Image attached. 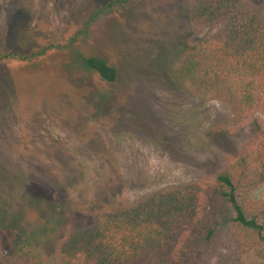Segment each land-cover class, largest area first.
I'll return each instance as SVG.
<instances>
[{"label": "rangeland", "instance_id": "obj_1", "mask_svg": "<svg viewBox=\"0 0 264 264\" xmlns=\"http://www.w3.org/2000/svg\"><path fill=\"white\" fill-rule=\"evenodd\" d=\"M110 1L0 0L3 53L28 58L0 63L2 217L19 212V226L9 225L31 232L46 260L63 238L64 202L80 230L106 203L209 179L264 142L257 111L238 115L172 82L182 45L197 41L190 0H134L104 12ZM250 1L264 9V0ZM87 57L112 67L116 81L87 71ZM257 196L264 201V185Z\"/></svg>", "mask_w": 264, "mask_h": 264}, {"label": "trees", "instance_id": "obj_2", "mask_svg": "<svg viewBox=\"0 0 264 264\" xmlns=\"http://www.w3.org/2000/svg\"><path fill=\"white\" fill-rule=\"evenodd\" d=\"M132 1L112 0L103 11ZM188 22L197 41L182 45L169 68L172 82L190 97L264 118V9L250 0H190ZM4 46L0 35V63L28 60L4 54ZM83 66L101 82L116 81V71L99 58H84ZM263 185L264 142L209 179L106 203L80 230L66 201L56 219L63 238L49 260L31 232L9 225L19 226L13 220L19 212L2 217L7 205L0 201V264H264V201L257 196ZM26 198L45 210L43 201Z\"/></svg>", "mask_w": 264, "mask_h": 264}]
</instances>
